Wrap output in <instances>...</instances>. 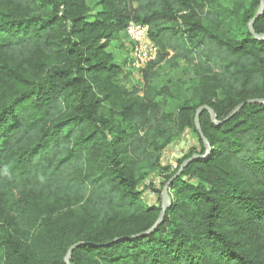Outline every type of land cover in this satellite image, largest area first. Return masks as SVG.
<instances>
[{
  "label": "trees",
  "instance_id": "trees-1",
  "mask_svg": "<svg viewBox=\"0 0 264 264\" xmlns=\"http://www.w3.org/2000/svg\"><path fill=\"white\" fill-rule=\"evenodd\" d=\"M259 6L0 0V264H64L76 243L70 264H264V104H244L264 100V41L248 27ZM130 23L158 48L143 90L108 52ZM252 30L264 35V11ZM179 62L191 76L175 96L152 70ZM202 106L221 122L199 115L210 152L174 178L143 236L162 188L205 155ZM186 131L196 145L163 165Z\"/></svg>",
  "mask_w": 264,
  "mask_h": 264
},
{
  "label": "rangeland",
  "instance_id": "rangeland-1",
  "mask_svg": "<svg viewBox=\"0 0 264 264\" xmlns=\"http://www.w3.org/2000/svg\"><path fill=\"white\" fill-rule=\"evenodd\" d=\"M97 1L98 0H88L89 6L94 11H98V8H96ZM110 44L111 45H110V48H108V52L111 53L113 56L112 63H114L115 65H118L121 69V74L119 75V79L121 80V83L129 89L143 90L144 82L142 80V71L144 69H135V68L130 67L127 60L129 59V54H130L132 47L129 41L125 38L124 33L122 32ZM183 69H184V66L182 62H179L177 66L174 68L169 67L166 64H161L152 70V73L154 72L155 74L153 83L158 87H161V86L169 87L171 93L175 96L183 94L184 93L183 90H176V88H185L186 82L189 81V79L187 80V77L189 78V76H191V74L187 75L186 78L183 80L184 73H185ZM187 135H188V138L186 139V142H188L187 149L190 146L196 145V138L193 135L189 134V132L187 131L184 132L180 137H178L175 140L173 145L168 146L163 151V155H162L163 165H168L174 169L176 159L180 157V145L183 139ZM149 180L151 182L158 183V177L156 175H151L149 177ZM145 195H148L146 196L148 197L147 200H151V202L154 201V198L152 195H150L149 193H146Z\"/></svg>",
  "mask_w": 264,
  "mask_h": 264
},
{
  "label": "water",
  "instance_id": "water-1",
  "mask_svg": "<svg viewBox=\"0 0 264 264\" xmlns=\"http://www.w3.org/2000/svg\"><path fill=\"white\" fill-rule=\"evenodd\" d=\"M263 11H264V0H260L259 9H258L256 15L254 16V18L252 19V21L248 25L249 31L253 35L254 39H257L259 41H264V35H256V34H254V32L252 30V23H253V21L258 16H260L262 14ZM251 103H263L264 104V100H248L244 104H251ZM244 104H241L238 107H236L224 119V121H226V120L230 119L231 117H233L242 108V106ZM203 111H206L209 114L210 121H211V123L213 125H219L221 123V122H218L216 120V116L214 115L213 111L210 108H208L206 106H202V107H200V108H198L196 110L195 117H194V124H195L196 130H197V133H198V135H199V137H200V139H201V141L204 144V147L206 149L205 155L204 156H197V155H195V156H192L191 158L187 159L186 161H184V163L180 167L179 171L162 188V191H161V211H160L159 217H158L156 223L153 225V227L149 231H147L143 236L148 235V234L152 233L153 231H155L160 226V224L162 223V220H163V217H164V213H165L166 209L170 205V200H169V196H168V190H169L170 184L174 180V178H176L177 176H179L181 174L183 168L185 166H187L190 162H192L194 160H202V159H205L208 156L209 152H210V146H209L207 140L205 139V137L202 135L201 130H200V126H199V115ZM187 138H188V135L183 139V141H182V143L180 145V157L183 156V152H185L186 149H187V147H188V142H186V139ZM80 246H86V245L84 243H76V244H74V245H72L71 247L68 248V250H67V252H66V254L64 256V259H63L64 264H70V258H71L72 252L74 251V249H76V248H78Z\"/></svg>",
  "mask_w": 264,
  "mask_h": 264
},
{
  "label": "built area",
  "instance_id": "built-area-1",
  "mask_svg": "<svg viewBox=\"0 0 264 264\" xmlns=\"http://www.w3.org/2000/svg\"><path fill=\"white\" fill-rule=\"evenodd\" d=\"M123 33L132 47L127 60L130 67L144 69L146 65L155 61L158 48L149 40L146 25L130 23Z\"/></svg>",
  "mask_w": 264,
  "mask_h": 264
},
{
  "label": "crops",
  "instance_id": "crops-1",
  "mask_svg": "<svg viewBox=\"0 0 264 264\" xmlns=\"http://www.w3.org/2000/svg\"><path fill=\"white\" fill-rule=\"evenodd\" d=\"M171 147H173V146H171ZM176 149V148H175ZM155 183H157V182H155ZM149 197H151V196H149Z\"/></svg>",
  "mask_w": 264,
  "mask_h": 264
}]
</instances>
